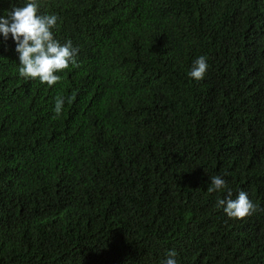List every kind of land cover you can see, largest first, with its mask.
<instances>
[{
	"label": "trees",
	"instance_id": "trees-1",
	"mask_svg": "<svg viewBox=\"0 0 264 264\" xmlns=\"http://www.w3.org/2000/svg\"><path fill=\"white\" fill-rule=\"evenodd\" d=\"M36 2L79 66L21 77L0 35V264H264V0Z\"/></svg>",
	"mask_w": 264,
	"mask_h": 264
},
{
	"label": "clouds",
	"instance_id": "clouds-1",
	"mask_svg": "<svg viewBox=\"0 0 264 264\" xmlns=\"http://www.w3.org/2000/svg\"><path fill=\"white\" fill-rule=\"evenodd\" d=\"M56 14H39V5L36 0H28L23 7L11 6L7 15L0 16V35L5 40L11 35L19 54V75L24 78L38 79L41 83L52 86L61 80L58 73L69 66L78 67L77 54L79 49L74 48L71 41L63 45L54 38L53 29L57 25ZM208 69L207 58L198 57L188 75L194 80H202ZM71 102V97L68 98ZM64 98L58 97L55 101L54 112H62ZM227 190L225 198H218L216 206L223 208L224 213L232 218L242 219L257 211V206L240 191L236 199H232L231 189L227 188L222 176H213L209 193ZM175 250L167 253L163 264H177Z\"/></svg>",
	"mask_w": 264,
	"mask_h": 264
}]
</instances>
